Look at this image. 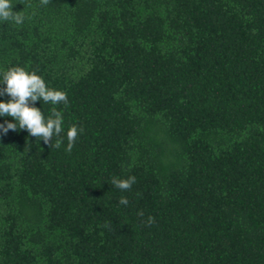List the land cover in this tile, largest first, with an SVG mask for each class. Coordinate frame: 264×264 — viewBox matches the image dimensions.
Listing matches in <instances>:
<instances>
[{
	"label": "trees",
	"instance_id": "obj_1",
	"mask_svg": "<svg viewBox=\"0 0 264 264\" xmlns=\"http://www.w3.org/2000/svg\"><path fill=\"white\" fill-rule=\"evenodd\" d=\"M12 3L0 70L68 103L0 137V264H264V0Z\"/></svg>",
	"mask_w": 264,
	"mask_h": 264
},
{
	"label": "clouds",
	"instance_id": "obj_2",
	"mask_svg": "<svg viewBox=\"0 0 264 264\" xmlns=\"http://www.w3.org/2000/svg\"><path fill=\"white\" fill-rule=\"evenodd\" d=\"M46 3V0H42ZM12 0H0V22L22 24L24 17L20 12L12 10ZM0 137L5 136L11 130L13 132L26 131L30 137H35L59 148L63 143L64 116L62 111L53 108L50 115L46 116L40 102L53 106L67 104V94L63 90L55 89L46 83L45 79L35 71H29L24 66L14 65L0 70ZM7 117H11L8 120ZM82 128L72 125L66 132V151H71ZM54 138L55 141H54ZM136 182L134 176L127 178H112L111 184L120 190H128ZM127 205L128 200L122 197L119 201ZM143 215V213H140Z\"/></svg>",
	"mask_w": 264,
	"mask_h": 264
}]
</instances>
